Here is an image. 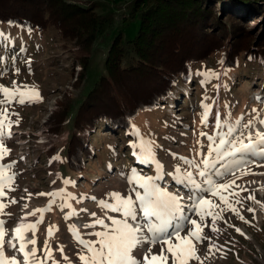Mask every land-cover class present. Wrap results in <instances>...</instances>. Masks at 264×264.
I'll use <instances>...</instances> for the list:
<instances>
[{"label": "trees", "instance_id": "trees-1", "mask_svg": "<svg viewBox=\"0 0 264 264\" xmlns=\"http://www.w3.org/2000/svg\"><path fill=\"white\" fill-rule=\"evenodd\" d=\"M260 1L264 0H228L226 3L225 0H134L130 15L138 18L136 31L132 36H124L118 31L103 60L104 72L81 97L74 100L72 94L67 93L47 115L44 126L48 137L41 149L43 156L47 159L59 154L65 178H82L88 189L96 179L93 175L103 174L100 167L105 160L114 158L107 154L108 146L101 131L112 127L125 144L131 138V125L135 124L143 127L144 134L155 140L156 155L160 160L158 148L162 147L163 136L169 129L162 112L164 108H161L166 105L163 99L177 84L187 85L194 81L192 75L197 63L213 53L218 55L220 74L235 71V81L228 85L231 93L236 94L235 102L230 106L236 110L231 117L247 115L254 109L251 103L247 104L243 93L244 88H249L248 81L259 79L257 85L262 91L264 89V80H261L264 79V68L260 66L264 64V25L258 24L257 30L249 27L251 29L246 31L235 13L239 11L236 7L240 2L255 5ZM215 2H221L224 9L217 11ZM109 19L93 11L92 7L84 8L66 0H0V26L16 27L26 41L28 37H37L44 43L59 42L72 53L67 60L74 59L80 64L73 84L84 80L92 43ZM245 59L247 62L243 65ZM258 60H262L261 64ZM220 81L209 82L208 86L220 92ZM214 85L217 86L214 88ZM176 98L178 96L174 97L175 102L178 101ZM215 116L211 115L208 118L211 121L205 126L195 124L196 128L213 134ZM66 119L67 139L61 148L63 153H56L62 123ZM247 120L246 116L242 123ZM152 126L154 132L148 133ZM193 129L188 134L195 133L196 129ZM182 139L180 150L187 152L190 158L196 156L197 142L188 144L186 138ZM124 159H135L133 163L139 171L154 174L152 166L138 163L129 154H125ZM172 162L176 160L171 159ZM166 169L172 171V168ZM73 188L75 186H67L70 191ZM53 207L55 212L57 206ZM100 212L103 211L100 209Z\"/></svg>", "mask_w": 264, "mask_h": 264}, {"label": "rangeland", "instance_id": "rangeland-1", "mask_svg": "<svg viewBox=\"0 0 264 264\" xmlns=\"http://www.w3.org/2000/svg\"><path fill=\"white\" fill-rule=\"evenodd\" d=\"M66 1L75 3L84 8L92 7L93 11L110 18L101 28V31L98 32L92 43L90 62L84 80L80 83L73 84L76 80L75 77L77 73L80 71V64L74 59L69 58L70 60H67L72 53L67 51L59 42L51 40L44 43L37 37H28V41H26L16 27L12 25H6L5 27L0 26V32H3L5 37L10 38L6 40L4 37H0V57H2V59H0V73H2L0 74V84L11 86L12 81L16 80L18 83L36 85L40 95L43 97V100L37 103L12 105V110L19 113L20 123L18 126L13 125L11 129V138L5 139L6 145L11 149V154L6 157L4 162L7 163L10 160L17 161L13 169V171L17 173L15 180L16 190L9 192L8 195L9 197H15L18 203L10 205L5 210L11 213V215L2 217L7 221L5 227L8 230L9 237L12 234V229L16 226L25 211L30 212L34 208L43 207L48 202V197H37L35 195H33L29 201L22 200L21 197L27 196L25 189L35 194L38 192H49L64 186L62 180L57 176V173H59L60 177L65 178V175L61 172V162H59V160H52V157L46 159L41 150L48 137L46 125L44 126L47 115H49L56 107V104L59 103L67 93H71L74 100L81 97L86 88L91 85L100 73L104 72L103 60L113 36L118 31H121L124 36H132L138 25V18L130 15V9L134 0ZM227 1L228 0H225V3ZM240 3V6L236 7L239 11L235 13V15L238 16L237 21L245 27L246 31H249L251 28L257 30L258 24L261 26L262 24L264 25V12H262L264 1H260L259 4L256 3L255 5L250 2ZM227 5L229 6L228 3ZM214 6L217 11H221L220 8L224 9V5L221 2H215ZM53 39L56 40L57 38ZM21 48L24 50L21 51ZM29 60L31 63H26ZM258 61L260 63L262 60ZM246 62L247 60L245 59L242 61V64L244 65ZM262 63L264 62L262 61ZM260 66L261 69L264 68V64ZM17 68L20 70L18 74L15 72ZM219 68L218 55L213 53L208 58L197 63L196 69L192 75L194 81L188 82L187 85L186 83L177 84L175 88L166 95V99H163V101L166 100V105L161 108H164L162 112L168 122L169 129L165 131L162 147L158 149H160L159 158L160 162L164 165L165 173L170 172L169 169L166 168H173V165L178 162L176 160V162L170 163V160L173 159L172 153L176 152L179 156L189 157L187 152H182L180 150L182 138H186L187 140H185L188 141V144H194L197 140H200L202 144L205 145L208 143L206 137L200 136L199 133L201 131L209 132L196 128V125L205 126L200 123V113L202 112L201 101L204 97L209 98L205 100V103L213 105V114L211 112L209 118L211 115H216L213 120L214 126L217 116L221 120L227 119L229 122L238 118V116L231 117V115H229L236 110L230 107L231 104L235 102L234 98L236 94L231 93V90L228 89V85L235 81V71L229 70L227 75H225L224 71L220 74L218 71ZM208 70H212L218 75L211 78L205 77L203 73ZM220 79V82H222L220 92L208 86L209 82H218ZM259 81V79L256 80L255 78L250 79V81H248L250 82L249 88H244L245 91L243 93L246 94L248 100L247 104L249 105L251 103V106L258 110L261 118H264V89L262 91V87H258L257 82ZM215 86L217 85H214V88ZM177 96L178 98L176 99L178 101L175 102L173 99ZM257 97L260 99H257ZM225 102L227 103L225 104ZM215 111L218 113L216 114ZM198 112L199 115L197 114ZM255 115L256 113L250 110L249 113L243 115V117L247 116V119H249ZM12 119L15 120L17 117L13 116ZM209 121H211V119H208V122ZM67 122L68 119L64 120L62 123L60 138L56 144V153H63V150L61 152V148L65 145V140L67 139ZM193 128L196 129V132L188 134L194 131ZM256 128L260 131H264V126L259 123L256 124ZM112 129V127H107L105 131H101V134L104 136V141L108 146L107 154L114 156L112 160H105L104 165L100 167L103 174L100 176L93 175V179H96L90 183L91 185L88 189L85 188L84 179L72 177L75 181V188L71 189V191L67 189L68 191L77 194V196L80 193H86L90 196H96L97 199L103 198L105 194L110 191H119L127 194L129 186L125 176L121 174L127 173L132 167L138 168L137 165L134 166L133 161L135 159L132 161L124 159L125 154L134 157L132 155V149L129 146V141L135 140V137L130 135L131 138L129 141L124 144ZM139 129L144 134V128L139 127ZM149 129L150 131L148 133L154 132L155 127L152 126V128ZM149 129H147V131ZM252 130L255 131V129ZM173 137L177 139H173ZM193 138H195V141H192ZM198 147L197 145L195 151ZM192 150H194V147ZM203 151L206 152L207 149L204 148ZM104 152L106 153V150H104ZM164 154L165 157L163 156ZM21 157H23V159H21ZM114 163L116 164L114 165ZM257 163L264 164V161L258 160ZM95 172L97 173L98 171ZM252 172L257 174L244 175V177H240V179L236 181L237 184L249 190L247 192H240V198L243 200V203L242 206L237 205V207L245 219L251 221V223H245L232 212L225 211L223 216L227 223L218 221L219 232H212L209 228H205L204 235L211 237L213 243L223 247L220 251L214 250V254L209 256L208 241L206 240L203 244H197L199 255L202 258L208 257L204 260V264H264V208L261 207V204L256 203L255 200L244 199L251 194L256 197V200L264 203V175L259 174L264 173V167L253 165ZM165 179L166 184H162V186L167 187V190L170 192L179 191V193L185 197V200H187L188 192L186 190L183 188L178 189V186L172 183L170 177L166 176ZM231 179H233V177L228 175L219 182ZM54 180L56 181L55 184L52 183ZM255 186H257V188ZM25 202L29 204L28 209H23V204ZM216 202L219 203L218 200ZM72 203L78 209L87 208L89 212L94 211L98 216H103V212H100V208L91 200H84L82 203L73 201ZM249 207L256 210L255 215L247 210ZM65 211H67V209H65ZM109 215L115 214L109 212ZM63 216L64 213L59 207H57V210L55 209V212L50 211L44 214V222L39 225L36 233L38 238L37 247L40 249L43 248L48 226L50 224L58 225L59 231L55 233L50 241L53 249H56L58 245H63L64 253L70 258L72 264H80L75 255L78 251V246L69 233L66 223L71 221L79 227L81 232L92 231V229L84 228V224L89 222L90 217L87 213H82L79 217L73 218L70 221H65ZM29 219L34 218L30 217ZM230 225L239 227L246 235L237 233ZM31 238L32 234L28 232L26 234V239ZM85 238L95 239V237ZM28 250H31V245H29ZM146 250L147 245L145 244L143 248L134 250L133 255L140 256ZM6 251L9 256L14 254L13 250L8 248L7 245ZM153 252H159L158 245L153 248ZM17 255L19 254L17 253ZM54 256L60 261V264H67L58 251L54 252ZM20 258L22 260V257ZM33 264H35V261H33ZM49 264H51V262H49ZM191 264H197V262L192 261Z\"/></svg>", "mask_w": 264, "mask_h": 264}, {"label": "snow or ice", "instance_id": "snow-or-ice-1", "mask_svg": "<svg viewBox=\"0 0 264 264\" xmlns=\"http://www.w3.org/2000/svg\"><path fill=\"white\" fill-rule=\"evenodd\" d=\"M0 37L10 39L5 37L3 32H0ZM23 50L21 48V51ZM26 63L30 64L31 61ZM19 71L18 68L15 69L17 74ZM203 75L211 78L218 74L208 70ZM207 99L209 98L204 97L201 101L200 123L203 125H207L213 108L212 104L205 103ZM42 100L43 97L36 85L18 83L16 80L12 81L11 86L0 84V264H33V261L35 264L49 262L60 264L54 256L55 251L60 253L67 264H72L64 253L63 245L53 249L50 243L52 237L59 231L58 225L48 226L43 248L37 247L36 233L39 225L44 222V214L52 211L54 205L64 213L65 221L79 217L82 213H87L90 217L84 228L92 231L81 232L77 225L67 224L68 231L78 246L75 255L80 264H191L192 261L204 264L208 257L202 258L199 255L197 244H203L207 240L209 256L214 254V250L220 251L223 247L216 245L211 237L204 235L205 228L219 232L218 221L227 223L223 216L225 211L232 212L245 223H251L237 207L243 203L240 192L249 190L236 181L241 176L257 174L252 172L253 165L264 167V164L257 163L258 160L264 161V131L256 128L257 123L264 125V118H261L255 108L252 112L256 115L243 123V115L232 122L227 119L221 120L217 116L213 134L203 131L199 133L200 136L206 137L208 143L205 145L197 140L199 147L193 158L172 153L173 159L178 162L168 173L164 172V165L157 158L155 140L132 124L130 135L135 137V140L129 141L132 155L138 163L152 166L154 174H145L132 167L127 173L121 174L125 176L129 186L127 194L110 191L103 198L97 199L96 196L86 193L77 196L68 191L67 186H75V181L60 177L57 173L63 187L35 194L25 189L27 196L21 197L22 200L29 201L33 195L46 196L49 199L45 206L34 208L30 212L25 211L9 237L5 227L7 221L2 217L11 215L5 210L10 205L18 203L15 197L8 195L9 192L16 190L17 173L13 169L17 161L4 162L11 154L5 139L11 138L13 125L18 126L20 123L19 113L12 110V105L37 103ZM13 116L17 119L13 120ZM204 148L207 149L206 152L203 151ZM51 159L61 160V157L57 154ZM228 175L233 179L219 182ZM166 176L171 178L178 189L183 188L188 192L187 200L179 191L170 192L167 187L162 186L166 184ZM52 183L55 184L56 181ZM244 199L255 200L264 208V203L256 200L254 195L250 194ZM84 200L95 202L103 211V216H98L94 211L89 212L87 208L78 209L72 203L73 201L82 203ZM28 207L29 204L25 202L23 209ZM247 210L255 215L254 208L249 207ZM109 212L115 215H109ZM30 217L34 219H29ZM230 226L237 233L246 235L239 227ZM28 232L32 234L31 239H26ZM145 244L147 250L142 255H133L134 250L143 248ZM6 245L13 250V255L7 254ZM157 245L158 253L153 252Z\"/></svg>", "mask_w": 264, "mask_h": 264}, {"label": "bare ground", "instance_id": "bare-ground-1", "mask_svg": "<svg viewBox=\"0 0 264 264\" xmlns=\"http://www.w3.org/2000/svg\"><path fill=\"white\" fill-rule=\"evenodd\" d=\"M18 131V130H17Z\"/></svg>", "mask_w": 264, "mask_h": 264}]
</instances>
